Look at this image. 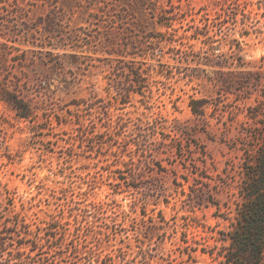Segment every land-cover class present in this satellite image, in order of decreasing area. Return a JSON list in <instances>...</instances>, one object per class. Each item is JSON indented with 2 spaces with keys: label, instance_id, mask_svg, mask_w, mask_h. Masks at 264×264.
Returning <instances> with one entry per match:
<instances>
[{
  "label": "rangeland",
  "instance_id": "374dc122",
  "mask_svg": "<svg viewBox=\"0 0 264 264\" xmlns=\"http://www.w3.org/2000/svg\"><path fill=\"white\" fill-rule=\"evenodd\" d=\"M6 91L31 110L0 99L12 264L48 233L56 264H217L264 132V0H0Z\"/></svg>",
  "mask_w": 264,
  "mask_h": 264
},
{
  "label": "trees",
  "instance_id": "16d2710c",
  "mask_svg": "<svg viewBox=\"0 0 264 264\" xmlns=\"http://www.w3.org/2000/svg\"><path fill=\"white\" fill-rule=\"evenodd\" d=\"M141 3H144V0H141ZM0 96L2 101L18 110L20 117L26 118L31 113L30 107L22 103L21 98L13 92L6 91ZM202 102L199 99H191L189 101L191 111L199 113L197 108ZM258 113L256 111L255 116ZM256 146L257 149L250 159L251 166L242 172L239 183L242 200L235 208L233 229L224 234L223 240L227 241V244L218 253L220 259L217 264H264V132L258 135ZM51 229L48 225L45 230L49 232ZM8 234L11 235L12 232L9 231ZM47 235L49 253L52 254L41 255L32 262L26 261V264H56L57 247L54 244L56 239L50 233ZM10 241H13L15 247H10ZM35 242H37L35 245L39 244L38 240ZM27 247L30 253L37 254L41 250L37 245L33 247L32 243ZM23 251L24 243L7 239L5 233L0 231V264L23 262Z\"/></svg>",
  "mask_w": 264,
  "mask_h": 264
}]
</instances>
